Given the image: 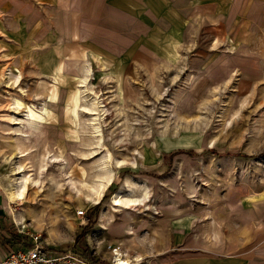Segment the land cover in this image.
Wrapping results in <instances>:
<instances>
[{
  "label": "rangeland",
  "instance_id": "rangeland-1",
  "mask_svg": "<svg viewBox=\"0 0 264 264\" xmlns=\"http://www.w3.org/2000/svg\"><path fill=\"white\" fill-rule=\"evenodd\" d=\"M80 2L0 0L1 200L34 179L5 202L16 241L59 264H264V33L108 45L89 14L66 26Z\"/></svg>",
  "mask_w": 264,
  "mask_h": 264
},
{
  "label": "crops",
  "instance_id": "crops-1",
  "mask_svg": "<svg viewBox=\"0 0 264 264\" xmlns=\"http://www.w3.org/2000/svg\"><path fill=\"white\" fill-rule=\"evenodd\" d=\"M142 7L144 16L137 14ZM76 11L66 17V26L74 25L73 17L86 20L84 14H89L87 18L97 22L92 28L96 40L108 45L132 42V37L139 34L192 35L209 31L214 40L244 49L249 47L242 43L243 37L252 29L257 27L264 33V0H90L87 8L81 3ZM10 210V204L6 208L0 198V258L9 248L27 246L12 235Z\"/></svg>",
  "mask_w": 264,
  "mask_h": 264
},
{
  "label": "bare ground",
  "instance_id": "bare-ground-1",
  "mask_svg": "<svg viewBox=\"0 0 264 264\" xmlns=\"http://www.w3.org/2000/svg\"><path fill=\"white\" fill-rule=\"evenodd\" d=\"M87 106V105H86ZM84 105L83 111L90 113V114H96L97 112L95 110H92L93 108L86 107ZM29 119L32 120L36 124H42L40 120H38L36 117H31L29 116ZM111 157V154H109ZM21 170H24L22 168ZM32 179V180H31ZM34 181V179L31 176H22L19 181H15V183L9 188L4 189L5 193V202L10 203L14 201H20L23 200L29 190V185L30 182ZM112 184V177L109 176L106 178V181L100 180L99 183L93 187V190L97 192V200H99L104 193V191ZM5 188V187H4ZM115 204H119L120 206L122 205H136L140 201L138 198H127V199H122L119 195L114 196L113 198ZM18 220L22 221L23 216L21 214L16 216ZM138 258V257H137ZM133 260V259H132ZM136 260V259H135ZM138 260V259H137ZM116 261L117 264H130L129 259H125L123 253L120 252V250L116 251Z\"/></svg>",
  "mask_w": 264,
  "mask_h": 264
},
{
  "label": "built area",
  "instance_id": "built-area-1",
  "mask_svg": "<svg viewBox=\"0 0 264 264\" xmlns=\"http://www.w3.org/2000/svg\"><path fill=\"white\" fill-rule=\"evenodd\" d=\"M78 215H85V210H79ZM37 239L24 247L9 248L0 258V264H59L60 257Z\"/></svg>",
  "mask_w": 264,
  "mask_h": 264
},
{
  "label": "trees",
  "instance_id": "trees-1",
  "mask_svg": "<svg viewBox=\"0 0 264 264\" xmlns=\"http://www.w3.org/2000/svg\"><path fill=\"white\" fill-rule=\"evenodd\" d=\"M182 150H178V151H173V152H171V153H169V155H167V157H168V159L170 160L171 158H173L174 157V155H176L177 153H180ZM214 151V150H213ZM189 154H191V155H194L195 153H196V151L195 150H188L187 151ZM229 153V152H228ZM227 154V153H226ZM165 159H166V155H165ZM99 204L100 203H98V205L97 206H99Z\"/></svg>",
  "mask_w": 264,
  "mask_h": 264
}]
</instances>
